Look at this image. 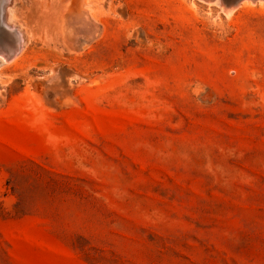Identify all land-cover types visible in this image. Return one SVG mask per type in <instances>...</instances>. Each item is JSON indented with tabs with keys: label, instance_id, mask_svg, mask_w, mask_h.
Listing matches in <instances>:
<instances>
[{
	"label": "rangeland",
	"instance_id": "374dc122",
	"mask_svg": "<svg viewBox=\"0 0 264 264\" xmlns=\"http://www.w3.org/2000/svg\"><path fill=\"white\" fill-rule=\"evenodd\" d=\"M205 1L10 6L0 264H264V0Z\"/></svg>",
	"mask_w": 264,
	"mask_h": 264
},
{
	"label": "bare ground",
	"instance_id": "6f19581e",
	"mask_svg": "<svg viewBox=\"0 0 264 264\" xmlns=\"http://www.w3.org/2000/svg\"><path fill=\"white\" fill-rule=\"evenodd\" d=\"M0 1H1V21L3 24V25L1 24V26L4 27L5 25L7 27V28L5 27L6 29L9 28L10 30H12L11 33L7 34V37L3 40L4 42L2 44L0 43V54L2 55L5 61H12L15 58H18L20 53L23 51L22 49H23V43H24V35L22 31H20L17 27L15 28L14 25L9 22V14L11 12L10 6L14 3L15 0H0ZM242 1L244 0H240V1L239 0H228L226 8H224L225 6L222 2L221 3L223 5L222 9L230 13L232 12V10H235V8Z\"/></svg>",
	"mask_w": 264,
	"mask_h": 264
}]
</instances>
